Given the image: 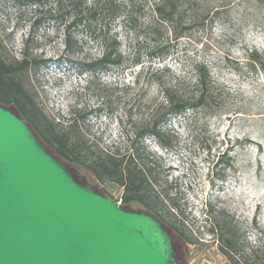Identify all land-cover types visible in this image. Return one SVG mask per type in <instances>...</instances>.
Returning a JSON list of instances; mask_svg holds the SVG:
<instances>
[{
	"label": "rangeland",
	"instance_id": "obj_1",
	"mask_svg": "<svg viewBox=\"0 0 264 264\" xmlns=\"http://www.w3.org/2000/svg\"><path fill=\"white\" fill-rule=\"evenodd\" d=\"M226 4L228 12L212 27L191 29L179 39L154 37L150 8L137 11L132 23L121 20L116 26L122 65H107L93 75L80 62L83 57H101L100 40L77 35L76 53L68 52L62 27L45 19L35 29L32 48L50 61L30 70L25 79L49 116L67 117L75 104L87 106L93 112L86 125L89 138L112 145L124 141L123 129H129L130 118H147L152 102L160 101L146 100L160 90L159 81H150L151 73L158 70L161 83L169 85L190 80L197 64L210 68L223 94L220 113L173 119L167 125L171 147L161 146L152 135L144 139L155 164L153 173L159 182L171 183L172 194L179 198L192 242L187 247L174 235L178 256L187 264H232L220 238L223 224L236 226L237 257L244 264H256L251 250L264 240V73L247 65L250 50L264 52V0ZM35 13L24 2L0 0V52L5 56L21 58ZM160 47L166 48L165 56ZM222 155L232 158L227 166L217 163ZM120 192L112 189L115 199ZM207 202L213 206L212 214L207 213ZM219 210H224L222 227L217 224ZM211 221L216 223L214 231ZM258 254L264 260V251Z\"/></svg>",
	"mask_w": 264,
	"mask_h": 264
},
{
	"label": "trees",
	"instance_id": "obj_2",
	"mask_svg": "<svg viewBox=\"0 0 264 264\" xmlns=\"http://www.w3.org/2000/svg\"><path fill=\"white\" fill-rule=\"evenodd\" d=\"M18 1L20 5L24 2L31 6L36 13L31 31L24 40L21 58H9L0 52V103L24 117L47 148L67 165L76 179L113 198L112 189H119L120 197L116 200L123 207L153 214L172 235L176 251L174 233L188 247L192 238L182 220L179 198L172 194L171 183L159 182L158 174L153 173L152 165L155 164L149 160L152 154L144 139L152 135L161 146L171 147L167 125L173 119L191 115L210 117L220 113L219 102L223 100V94L210 68L203 63L197 64L190 80L181 79L169 85L161 83L158 70L151 73L150 81H159L160 90L155 97L146 100L160 101L152 102L151 113L147 118H130L129 129H123L124 141L112 145L89 138L86 125L90 123L89 117L93 112L87 106L75 104L67 117L49 116L36 101L25 79L30 70L47 65L50 61L35 54L32 48L35 29L45 19L62 27L65 49L68 52L76 53L74 48L79 44L75 40L77 35L100 40L103 45L101 57L94 60L83 57L80 62L81 68L89 70L93 75L107 65L119 67L123 63L121 40L116 31L119 21L132 23L136 12L148 7L152 35L179 39L191 29L206 25L212 27L222 13L228 12L227 0ZM159 51L165 56V47H160ZM247 65L255 72L264 73V52L250 50L247 53ZM139 76L135 79V84L138 83ZM124 86L128 90L132 87L130 84ZM141 96L145 99L147 95ZM231 159L230 156L222 155L217 163L227 166ZM206 209L207 213H213L210 202L206 203ZM216 214L220 218L217 224L222 227L219 221L223 220L221 216L224 215V210L216 211ZM211 222L214 231L216 223ZM220 238L225 244V253L230 262L244 264L237 257L239 237L236 226L223 224ZM262 251L264 240L251 250L250 257L255 258L256 264H264L258 254ZM244 260L249 261L246 258ZM176 261L187 264L179 258L178 253Z\"/></svg>",
	"mask_w": 264,
	"mask_h": 264
},
{
	"label": "water",
	"instance_id": "obj_3",
	"mask_svg": "<svg viewBox=\"0 0 264 264\" xmlns=\"http://www.w3.org/2000/svg\"><path fill=\"white\" fill-rule=\"evenodd\" d=\"M153 214L76 179L0 103V264H179Z\"/></svg>",
	"mask_w": 264,
	"mask_h": 264
}]
</instances>
